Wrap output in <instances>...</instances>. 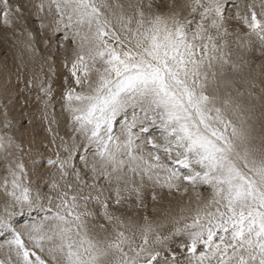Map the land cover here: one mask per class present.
Masks as SVG:
<instances>
[{"label": "snow or ice", "instance_id": "snow-or-ice-1", "mask_svg": "<svg viewBox=\"0 0 264 264\" xmlns=\"http://www.w3.org/2000/svg\"><path fill=\"white\" fill-rule=\"evenodd\" d=\"M0 27L53 152L0 101V264H264V0H0Z\"/></svg>", "mask_w": 264, "mask_h": 264}, {"label": "bare ground", "instance_id": "bare-ground-1", "mask_svg": "<svg viewBox=\"0 0 264 264\" xmlns=\"http://www.w3.org/2000/svg\"><path fill=\"white\" fill-rule=\"evenodd\" d=\"M12 2H10V3H13V4H15V3H17V2H19V3H21V4H23V2H24V0H11ZM28 19H30V18H28ZM30 29H32L34 32H36L37 33V36H36V47L39 49V46H40V41H42V37H40L39 36V34H38V32H37V30H36V28L34 27V26H32V25H30L29 23H28V25H27ZM17 27H20L19 25H17ZM22 30V29H21ZM1 33V32H0ZM1 35V34H0ZM5 38H4V40H2V41H0V42H2V43H4L3 45L9 50V53H10V59H11V61H9L8 62V59H6V58H4V59H6V62L3 60V58H2V60H0V90H2V89H4V88H7V92H4L2 95H0V96H2V97H4L6 100L8 99L7 97H9V95L11 94V93H15V91L17 90V88H16V84L15 83H13L12 84V82L10 81V79L11 78H13L14 76L16 77V80H18V82L20 81L21 83H22V85L20 84V86L19 87H23L22 88V91H24L25 92V95H26V101L27 102H25V103H27L28 105H29V108L27 109V110H31L30 112L31 113H27L28 111L27 110H25L26 111V114H30L29 115V117L31 116V120H32V118L33 119H36L35 120V122H33V124H32V126H30V127H28V132H29V134H30V132H33V133H31V135L32 136H30L29 137V135H28V137H29V139H28V141L27 140H25V143L26 142H29V140H33V139H36V141H37V143H39V140H38V138H39V136H38V131H36V129H38L39 130V126L38 125H41V127L43 128V130H45L46 129V127H47V125L44 123V120H43V111H42V105L36 100V95H37V91H38V89L35 87V85L32 87V88H29L28 87V80H29V78L33 75V72H39V65L42 63V60L39 58V57H37V58H35V60H29V57H28V55H27V53H24L23 52V49H22V46L18 43V41L19 40H22V39H24L25 37H18V36H15V34H14V32H13V30H11V29H7L6 30V34H5ZM8 36V37H7ZM37 37H40L41 39H39L38 40V38ZM2 38V37H1ZM3 39V38H2ZM1 40V39H0ZM37 41H39V42H37ZM37 43H39V45H37ZM7 44V45H6ZM41 47H43L44 45L41 43ZM4 48V47H3ZM5 48V49H6ZM6 49V50H7ZM44 49V48H43ZM41 50V48L39 49V51ZM40 53L43 55V54H46V49L45 50H43V51H40ZM8 57V56H7ZM59 58V57H58ZM57 58V59H58ZM21 59H23V62H24V64L26 65V66H24V69L22 68V66H21ZM13 67V68H12ZM15 68V69H14ZM18 68H22V71H21V69H19L18 70ZM14 69V70H13ZM13 71H15V73H13ZM21 72L22 73H26V75H25V79L26 80H24V79H20V74H21ZM47 72H48V67H47V65L45 66V68H44V74H45V78L47 77ZM66 74V72L64 71V69L62 68V66H60V69L57 71V74H56V76L53 78V80H52V87H53V95H52V100H51V104L54 106V110H55V115H56V118H57V120L59 121V132H61L60 133V135H64V134H66L67 133V127H66V125H67V115L66 114H62L61 113V100H60V97H61V95H62V90H63V76ZM9 79V80H8ZM12 80V79H11ZM9 81V85L7 84V82ZM25 81V82H24ZM19 84V83H18ZM18 89H20V88H18ZM20 91V90H19ZM21 91V92H22ZM24 92H23V94H24ZM13 93V94H14ZM19 93V92H18ZM17 94V93H16ZM11 97H13V95L11 96ZM15 98V97H14ZM20 98V97H19ZM3 99V98H2ZM13 99V98H12ZM5 100V101H6ZM8 101V100H7ZM9 101H11V99H9ZM12 101H15L14 99L12 100ZM7 104H8V102H6ZM23 103V102H22ZM26 104V105H27ZM10 106H13V109H14V106L15 107H18L17 105H15L14 103L13 104H11V102H10V104H9ZM9 106V107H10ZM26 106H24V108H25ZM11 109V110H10ZM10 118L13 120V123H14V121H18V119L19 118H21V117H24L23 116V113L25 114V112H18V111H16L15 109V111L10 107ZM53 111V108H49V113H51ZM35 115H34V114ZM28 117V116H27ZM29 119V118H28ZM17 124V123H16ZM39 127V128H38ZM24 128H25V126H24ZM27 128V127H26ZM26 128H25V130H26ZM17 129H19V127H17ZM21 130V129H20ZM23 130V129H22ZM21 130V131H22ZM40 130H42V129H40ZM21 131H18L17 132V134H19V137H20V134L21 135H23V133H26V132H21ZM16 132V131H15ZM20 132V133H19ZM37 132V136L35 135V133ZM43 132H45V135H47V136H49L48 135V133L46 132V131H43ZM25 135V134H24ZM23 135V136H24ZM27 135V134H26ZM43 135H44V133H43ZM23 136H22V138H23ZM35 136H36V138H35ZM25 137V136H24ZM27 137V136H26ZM45 138V137H44ZM48 138V137H47ZM49 138H51L50 136H49ZM23 139H25V138H23ZM22 139V140H23ZM43 139V138H42ZM44 140V139H43ZM24 142V141H23ZM32 142H35V140H33ZM41 143H44V141L42 142V140L40 141ZM48 142V141H47ZM25 143H24V145H25ZM29 143H31V142H29ZM29 143H26V145H27V147L29 148L30 146H28V144ZM36 143V142H35ZM35 143H31V144H35ZM36 145H39V144H36ZM45 145V144H44ZM44 145H42V147L44 146ZM27 148V149H28ZM38 148V147H37ZM36 150V149H35ZM46 151V150H45ZM36 152H37V150H36ZM41 152H43V151H41ZM40 152V153H41ZM38 153V152H37ZM27 155V154H26ZM41 155V154H40ZM40 155H38V157L40 156ZM43 155V154H42ZM42 155L40 156V157H42ZM32 156L34 157V155H33V153H32ZM35 156H37V154H35ZM27 157H29V156H26V159H27ZM38 157H34L35 159L36 158H38ZM25 160V159H24ZM28 160V164H27V167H29L30 168V171L32 172V170H33V165L31 166L30 164H29V162H30V160L29 159H27ZM36 161H37V159H36ZM38 163H39V161H38ZM40 164H41V162H40Z\"/></svg>", "mask_w": 264, "mask_h": 264}, {"label": "rangeland", "instance_id": "rangeland-1", "mask_svg": "<svg viewBox=\"0 0 264 264\" xmlns=\"http://www.w3.org/2000/svg\"><path fill=\"white\" fill-rule=\"evenodd\" d=\"M10 2H12L11 0H10ZM30 18V17H29ZM29 24L30 25H32V26H34V24H33V22H31V18L29 19ZM6 28H4V27H0V41H2V40H4V38L6 37L5 36V34H6ZM3 39H2V38ZM8 37V36H7ZM38 38V40L39 39H41L40 37H37ZM6 39V38H5ZM40 41V40H39ZM39 41H37V42H39ZM41 43L43 44V38H42V41H40V46H39V49L41 48V50L40 51H43V50H45V48H44V46L43 47H41L42 45H41ZM4 43H2V42H0V60H2V58L4 57V58H6V59H8V62L9 61H11V59H10V53H9V50L3 45ZM7 45V44H6ZM37 45H39V43H37ZM44 45V44H43ZM4 47V48H3ZM7 50H6V49ZM44 48V49H43ZM47 51V50H46ZM254 56H255V58H256V62L257 63H259L260 62V57L258 56V54H253ZM8 56V57H7ZM2 57V58H1ZM59 57V58H58ZM3 58V60L6 62V59H4ZM58 58V59H57ZM60 66H62L61 64H60V56H59V54H57V56H56V68H57V71L60 69ZM13 68V67H12ZM23 69H24V67H22ZM22 68H18V70L19 69H21V71H22ZM15 69V68H14ZM13 69V70H14ZM13 73H15V71H13ZM25 75H26V73H22L21 72V74H20V79L22 80V79H24V80H26L24 77H25ZM12 79V80H11ZM10 79V81L12 82V84L13 83H15L16 84V88H17V90L15 91V93L13 94V93H11L10 95H9V97H7L8 99V101L4 98V97H2V96H0V101H2L4 104H6V105H8V107L10 106L9 104H10V102H11V104H15V105H17L18 107H15L14 106V109L16 110V111H18V112H25V114L23 113V116L24 117H21V118H19L18 119V121H14V124L16 125V128L17 127H19V129H18V131H21L22 129L24 130H22L23 132H26V133H23V135L25 136H23V135H21L20 134V137H19V134H17V132L18 131H16L15 132V135L17 136V138H18V140L23 144V146H24V149H25V152L27 153V150L29 149V148H31L32 149V153H33V155H34V157H38V155H42V157H44V158H47L48 156H51V155H53V152L52 151H49V149L48 148H46L45 147V145H50V141H51V138H49V136H47V135H45V132H43V131H45V130H43V128L41 127V125H38L39 127V130L38 129H36V131H38L39 133H38V136H39V138H38V140H39V143H37V141H36V139H33V140H35V142H32L33 140H29V142H31V143H35L34 145L33 144H31V143H29V142H26V143H29L28 144V146H30L29 148L27 147V145H26V143H25V140H27L28 141V139H29V137L30 136H32L31 135V133H33V132H30V134H29V132H28V127H30V126H32V124H33V122H35V120L36 119H33L32 118V123L31 124H29L28 123V118H31V116L29 117V115L30 114H26V111L25 110H27L28 108H29V105L27 104V103H25V102H27L26 101V95H25V92L24 91H22V86L21 87H19L20 86V84L22 85V83L19 81L18 82V80H16V77L14 76L13 78H11ZM9 80V79H8ZM25 82V81H24ZM19 83V84H18ZM7 84L9 85V81L7 82ZM18 88H20V89H18ZM20 90V91H19ZM22 91V92H21ZM19 92V93H18ZM23 92H24V94H23ZM17 93V94H16ZM13 95V97H11ZM15 97V98H14ZM20 97V98H19ZM3 98V99H2ZM15 100V101H12L13 99ZM9 99H11V101H9ZM6 100V101H5ZM6 102H8V104L6 103ZM23 102V103H22ZM27 104V105H26ZM24 106H26L25 108H24ZM12 109H13V106H10ZM10 107H9V109H10ZM28 107V108H27ZM27 108V109H26ZM13 109V110H14ZM11 110V109H10ZM14 110V111H15ZM2 109H0V119H2ZM28 112L27 113H31L30 111L31 110H27ZM34 114V113H33ZM35 115V114H34ZM28 116V117H27ZM17 123V124H16ZM24 126H25V128H26V130H25V128H24ZM21 129V130H20ZM40 129H42V130H40ZM21 131V132H22ZM20 133V132H19ZM43 133H44V135H43ZM61 133V132H60ZM27 134V135H26ZM28 135H29V137H28ZM35 135L37 136V132L35 133ZM65 135V134H64ZM22 136H23V138H25V139H23L22 138ZM27 136V137H26ZM36 136H35V138H36ZM45 137V138H44ZM48 137V138H47ZM44 140H43V139ZM23 139V140H22ZM42 140V142L44 141V143H41L40 141ZM24 141V142H23ZM48 141V142H47ZM24 143H25V145H24ZM36 144H39V145H36ZM45 144V145H44ZM42 145H44L43 147H42ZM38 147V148H37ZM28 148V149H27ZM37 150V152H36V150ZM46 150V151H45ZM41 151H43V152H41ZM41 152V153H40ZM35 154H37V156H35ZM40 155V156H41ZM26 156H28V155H24V157H23V159H25L24 161H25V163H26V165L28 164L27 162H28V160L27 159H29V157H27V159H26ZM38 157V158H36L37 159V161H36V163L37 164H40V162H41V164L43 163V161L40 159L41 157ZM30 160V159H29ZM38 161H39V163H38ZM29 164H30V162H29ZM31 166H32V164H30ZM30 167V166H29ZM28 167V169H29V172L31 173V171H30V168ZM33 167V166H32ZM0 170H2V162H0ZM40 171H44V168H41L40 169ZM34 178V177H33ZM45 191H47V189H45ZM203 191V190H202ZM206 194V193H205Z\"/></svg>", "mask_w": 264, "mask_h": 264}]
</instances>
